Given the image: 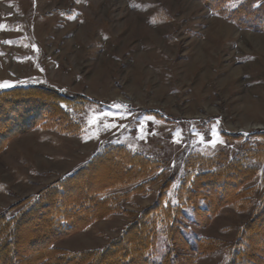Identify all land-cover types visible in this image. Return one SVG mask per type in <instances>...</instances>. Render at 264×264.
<instances>
[{"label": "rangeland", "instance_id": "rangeland-1", "mask_svg": "<svg viewBox=\"0 0 264 264\" xmlns=\"http://www.w3.org/2000/svg\"><path fill=\"white\" fill-rule=\"evenodd\" d=\"M242 3L234 0L230 9ZM4 82L8 86L0 90L44 84L98 104L73 113L85 127L80 136L37 128L6 141L0 148V214L18 210L109 144H124L162 165L163 177L150 193L122 202L131 215L95 222L54 242L58 249L106 247L157 201L169 180L174 183L168 198L176 204L180 185L207 171V160L240 159L257 168L244 189L264 179V31L221 16L204 0H0ZM263 195L264 186L248 209L224 206L206 226L189 213L191 239L222 242L217 253L192 254V264H227V247L254 218ZM159 243L154 260L164 254V236ZM178 264H186L183 257Z\"/></svg>", "mask_w": 264, "mask_h": 264}, {"label": "trees", "instance_id": "trees-1", "mask_svg": "<svg viewBox=\"0 0 264 264\" xmlns=\"http://www.w3.org/2000/svg\"><path fill=\"white\" fill-rule=\"evenodd\" d=\"M233 1L204 0L221 16L264 31V2L243 0L237 9H230ZM244 18L247 20L242 22ZM90 104L98 103L44 84L0 90V148L11 138L37 128L80 136L85 127L73 113L84 111ZM206 162L207 171L186 178L180 185L176 204L168 198L174 183L169 180L157 201L142 210L106 247L81 252L54 247L57 240L82 232L95 222L128 213L122 202H129L135 194L147 195L148 188L163 177L158 160L135 153L124 144H109L81 169L26 198L18 210L0 214V264H178L181 257L192 264V254L217 253L222 242L191 239L185 223L191 216L195 224L206 226L227 205L248 209L254 193L264 186V179L261 186L244 189L258 176L257 168L240 159ZM139 182L130 192L106 196L114 189ZM34 232H38L35 237ZM161 236L167 246L162 257L154 260L163 247ZM227 248V264H264V195L254 218L242 229L236 243Z\"/></svg>", "mask_w": 264, "mask_h": 264}, {"label": "snow or ice", "instance_id": "snow-or-ice-1", "mask_svg": "<svg viewBox=\"0 0 264 264\" xmlns=\"http://www.w3.org/2000/svg\"><path fill=\"white\" fill-rule=\"evenodd\" d=\"M6 86H8V83L7 82H4L3 84H0V87H6ZM116 107L117 108H126L127 106L126 105H120V104H118V105H116ZM100 119V117L99 116H97L96 117V120H99ZM95 122V120H90V123H94ZM201 139H202V137H201Z\"/></svg>", "mask_w": 264, "mask_h": 264}]
</instances>
